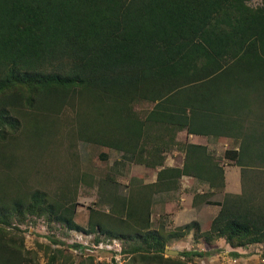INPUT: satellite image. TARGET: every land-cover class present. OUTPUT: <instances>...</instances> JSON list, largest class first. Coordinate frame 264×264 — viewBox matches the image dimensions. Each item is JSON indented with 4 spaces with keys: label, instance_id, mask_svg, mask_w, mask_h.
<instances>
[{
    "label": "trees",
    "instance_id": "1",
    "mask_svg": "<svg viewBox=\"0 0 264 264\" xmlns=\"http://www.w3.org/2000/svg\"><path fill=\"white\" fill-rule=\"evenodd\" d=\"M252 1L0 0V166L6 168L0 232L27 211L93 233L97 243L106 241L101 235L121 240L132 255L126 264H189L205 252L166 253L170 242L189 236L208 245L224 238L233 248L264 243V145H255L258 138L243 130L242 119L234 127L240 148L224 156L241 167V193L225 191L223 160L204 145L187 143L181 167L166 165L164 155L178 132L198 133V117L211 109L236 119L264 108V0ZM142 102L153 104L144 118L136 108ZM62 114L73 117L67 134L73 145L64 144L63 157L77 158L72 149L81 139L160 167L154 183L129 197L110 193L117 220L91 208L87 228L76 222V190L87 178L75 162L61 173L53 198L47 189L32 188L23 176L29 169L7 149L15 133L27 129L33 136L43 117L53 127ZM52 143L45 147L54 154ZM183 176L208 185L195 193L193 205H219V214L205 230L197 220L168 231L154 227L155 188L178 190ZM217 192H225L220 201L212 198ZM19 254L0 239V264H22ZM45 254V264H57L63 249Z\"/></svg>",
    "mask_w": 264,
    "mask_h": 264
},
{
    "label": "rangeland",
    "instance_id": "2",
    "mask_svg": "<svg viewBox=\"0 0 264 264\" xmlns=\"http://www.w3.org/2000/svg\"><path fill=\"white\" fill-rule=\"evenodd\" d=\"M260 2L261 0H253L251 4L257 5ZM151 107H153V104L151 105L147 102H142L140 105L136 106V108L141 111L140 114L143 118L146 115V111ZM48 121L49 119L43 117L40 128L36 132L33 131V136L30 135L29 132H26L27 129L15 133V135L8 140L9 146H7V149H10L15 154L14 160H20L22 168L29 169V171L23 173V176L32 182V188L41 187L47 189L50 192V196L53 198H56L55 193L59 190V178L61 173L73 162L79 165L80 172L86 175L87 180L83 181L76 190L75 201L77 203V210L75 220L83 227L87 228L89 226L92 209L104 215L116 218L111 211L112 201L109 198L112 191L116 192L118 196L129 197L135 190L139 189L138 187L156 181L157 172L160 167H148L143 161L136 160L135 156L118 149L100 146L91 142H84L81 139L75 141V147L72 149V151H76L78 157L75 158V156L67 153V155L63 157L61 150L65 147L64 144L69 146L73 145L69 143V136L67 135L73 124V117L62 114L59 118H56L53 127H49ZM192 139L194 140V138ZM189 140L191 141V138L189 139V135L185 131L178 132L177 145L168 144L166 146L167 149L164 153L166 165H168V163L175 167H181L183 165L185 145ZM51 142H53L50 146L53 147L52 152L54 154L47 151L45 147V144H50ZM226 150L228 149L215 150L213 152L223 160L225 175L227 172L229 177V190L240 193L244 188L241 167L235 164L233 160L224 157ZM34 163L37 165H33ZM0 169V179H4L6 175H3V172L6 171V168L0 166ZM39 172L42 173L40 177L36 175ZM109 176L114 177L115 183L109 181ZM193 180L195 182H193ZM193 180L183 176L180 188L175 191L160 192L155 188L152 194L151 207V218L154 227H164L166 231L175 228L173 220L171 219L174 212L173 210H183L184 206H190V198L188 200L190 195H188V193L193 191L196 192L199 188L203 191H208V186L206 184L204 185V183L199 182L196 178ZM189 183L191 185H189ZM224 193L225 192H217L212 198L222 200ZM23 216L24 219H21L18 215V218H14L11 226H6L0 232L1 240L13 248L20 250L19 255L22 264H45L48 260L45 252L49 251L53 253L56 248L63 249L62 257L57 264H68L71 259H73L75 264H79L82 260L85 261V264H126V261L132 256L123 251L121 240L105 238L104 235H101V238L106 241L101 242L105 244H112L115 241L121 243L122 252L120 256L116 257L113 251L100 249H97L94 255H86V253L82 252L81 248L80 251L76 252V248L73 247V244L77 242L84 245L83 242L86 243L87 240H89L90 242L98 244L93 240V233L69 230L56 221L49 222L45 216L38 217L36 214H29L27 211L24 212ZM191 216L192 215L188 213L187 218H191ZM115 220H117V218ZM183 240L188 244L187 240L192 239ZM177 241L178 240L170 242L167 249L179 251L186 249L178 244ZM194 242L193 240L191 241V244L194 246L191 249L205 252L204 256L194 257L193 262L195 264H197L195 261L197 259L199 264L202 263L201 260H204L208 264L221 263V261L218 262L213 260L215 252H212L213 250H210L209 246L201 247L197 242H195V244ZM220 242L222 243L224 241L220 240ZM215 249L219 251L216 253L219 254L218 257H222L224 263H226L227 257H252L255 254H257L258 257H264V247L263 249L260 248L259 252L256 250H249L238 254H234L236 252L225 253L226 250H228L226 243L220 245L219 248L215 247ZM67 255H72L74 257H67ZM170 255H176V253L171 252Z\"/></svg>",
    "mask_w": 264,
    "mask_h": 264
},
{
    "label": "crops",
    "instance_id": "3",
    "mask_svg": "<svg viewBox=\"0 0 264 264\" xmlns=\"http://www.w3.org/2000/svg\"><path fill=\"white\" fill-rule=\"evenodd\" d=\"M262 104L264 105V99H263ZM218 111L219 110L217 108H215L214 110L211 109L206 114L204 113L203 115H200L198 117V120H199V132L198 133H189L187 130H183L189 135V139L191 138V141L189 140L188 143L204 145L208 148L209 151H212V153L214 154L215 152L213 151L215 150L239 149L240 144H241V138L235 134L234 127L237 126V124L240 123V119H242L241 125L243 127V130L249 131L252 134H255V136L258 138L257 140H253L255 145L256 144L264 145V108H262V110H254L250 115L248 113H244L236 119L234 118L237 117V115H231V112H229L230 115L229 114L226 115V113H222ZM203 112L204 111L202 110L201 113ZM260 113L263 114L262 127L259 125V120L262 116ZM224 127H229L230 129L229 132L227 131L228 134L226 135L223 134ZM261 135H263L262 138H261ZM192 138H194V140ZM168 165H171V164L168 163ZM184 177H189L192 180L194 179L191 176H184ZM226 180H227V185H226L225 191L235 193L234 191L229 190L230 182H229V177H228L227 172H226ZM193 182L195 181L193 180ZM189 185L191 184L189 183ZM204 191L201 188H199L197 189L196 192L194 191L189 192L188 195L190 196L188 197V200L190 198V206H184L183 210L182 209L173 210L174 212L171 216V219L173 220V224L175 227L186 224L192 220H197L201 223L202 228L204 230L209 228L211 221L219 214L221 210V206L215 205V204H206V203L198 205V206H194L193 198H194L195 193H204ZM169 202L168 204L170 205ZM207 206H211V207H207ZM188 213L192 215L191 218H187ZM185 239H192V237L189 236ZM220 240H223L224 242L221 243ZM191 241L192 240H187L188 244H186L183 239H180L177 241V243L183 246L184 248H186L182 251L196 250V249H191L192 247H194L191 244ZM225 243L228 246V250H226L225 253H231V252L242 253V252H247L249 250L250 251L256 250L259 252L260 248L263 249L264 247V243H257V244H251L247 247L233 248L226 242L224 238L218 239L217 241L214 242L213 245H208L205 242H199L198 245L201 247L209 246L210 250H213L212 252H215L214 254L215 257H213V260L218 261V262L221 261V263H218V264H264V257H258L257 254L253 255L252 257H227V261H225L226 263H224L222 261L223 260L222 257H218L219 254H217L216 252H219V251L215 249V247L219 248L220 245L225 244ZM180 252L181 250L179 251V253ZM198 252H201V251H198ZM223 258H226V257H223ZM193 259L194 257H192L188 263L195 264L193 262ZM195 261L197 262V264H199L198 259ZM201 262H202L201 264H208L204 260H201Z\"/></svg>",
    "mask_w": 264,
    "mask_h": 264
},
{
    "label": "built area",
    "instance_id": "4",
    "mask_svg": "<svg viewBox=\"0 0 264 264\" xmlns=\"http://www.w3.org/2000/svg\"><path fill=\"white\" fill-rule=\"evenodd\" d=\"M83 244L84 247H82L81 249L83 253H86V255H94L97 249L113 251L116 257L120 256L122 252V245L118 241H115L112 244H105L103 242L95 244L94 242H90L89 240H87V242H83ZM75 250L76 252L80 251V248H76Z\"/></svg>",
    "mask_w": 264,
    "mask_h": 264
},
{
    "label": "water",
    "instance_id": "5",
    "mask_svg": "<svg viewBox=\"0 0 264 264\" xmlns=\"http://www.w3.org/2000/svg\"><path fill=\"white\" fill-rule=\"evenodd\" d=\"M171 252L176 253V255L179 254V251H178V250H171V249H167V250H166L167 255H170Z\"/></svg>",
    "mask_w": 264,
    "mask_h": 264
}]
</instances>
